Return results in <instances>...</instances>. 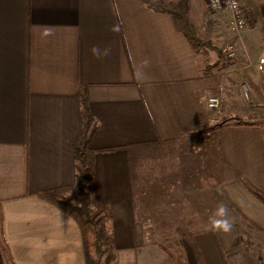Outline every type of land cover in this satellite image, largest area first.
<instances>
[{
    "label": "crops",
    "instance_id": "obj_1",
    "mask_svg": "<svg viewBox=\"0 0 264 264\" xmlns=\"http://www.w3.org/2000/svg\"><path fill=\"white\" fill-rule=\"evenodd\" d=\"M149 1L0 0V264H85L76 219L39 195L74 182L82 91L95 119L90 207L108 218L113 263L133 264L154 246L143 234L150 217L194 232L185 250L197 264L195 250L203 264L252 263L264 250V125L252 110L264 107V0H240L239 32L206 0H163L184 1L221 56L192 49ZM217 93L220 109L257 123L206 130L215 120L205 99ZM155 139L164 154L145 163L132 199L123 146ZM221 204L228 233L211 227Z\"/></svg>",
    "mask_w": 264,
    "mask_h": 264
},
{
    "label": "trees",
    "instance_id": "obj_2",
    "mask_svg": "<svg viewBox=\"0 0 264 264\" xmlns=\"http://www.w3.org/2000/svg\"><path fill=\"white\" fill-rule=\"evenodd\" d=\"M147 5L155 11L169 13L172 16L175 28L185 36L192 49L205 47L216 51L219 56L223 54L220 48L197 35L194 26L187 18V7L184 1L166 2L163 0H156L147 2ZM79 112L82 118V127L77 140L73 143L76 161L74 182L69 185L42 191L39 195L58 208L68 212L76 219L81 231L85 264H101L102 235L97 231L95 225L97 224L96 219L89 209L91 208L90 203L94 176L93 158L96 152L88 147V142L94 129L95 119L89 107L86 91H82L79 95ZM224 124L241 125L256 123L249 121H234ZM216 127L217 126H210L207 127L206 130H211ZM165 147L166 142L158 139L123 146L126 153L129 192L132 199L138 198L143 192L141 182L145 163L151 159L161 157L164 154ZM106 150L109 149H102L100 151ZM250 190L255 196H261L257 190L253 188H250ZM170 234H172V236L178 235L184 238L189 244L193 245L194 232L182 226L173 228ZM107 241L109 247L113 249L112 237H108ZM1 242L2 229L0 219V243ZM148 243H157L176 264H185V261L184 263L181 261L183 252L177 251V254L172 252L164 238H158L157 240L150 239ZM195 252L199 264H203L197 250H195Z\"/></svg>",
    "mask_w": 264,
    "mask_h": 264
},
{
    "label": "rangeland",
    "instance_id": "obj_3",
    "mask_svg": "<svg viewBox=\"0 0 264 264\" xmlns=\"http://www.w3.org/2000/svg\"><path fill=\"white\" fill-rule=\"evenodd\" d=\"M239 91L240 94L242 96V99L244 101V103H247V106L252 108L253 107V99H251L250 94H251V90L247 87V86H242L239 87ZM213 95V94H212ZM206 106V105H205ZM259 108V106L257 107ZM257 108H252L253 110V114L256 118V120L251 119V121H257L258 123H262L264 125V107L257 109ZM231 109H235L234 107L232 108L231 106L228 108H222L220 109V106L217 109H214V126H219L221 124L224 123H228V122H234V121H250L248 118H242L239 117L238 115H232L231 116V111H228ZM252 113V112H251ZM258 114H261L260 116H258ZM252 115V114H251ZM260 117V118H259ZM256 122V123H257ZM213 138V137H212ZM209 164H207V168ZM210 169V168H209ZM91 210V213L94 215L95 219H96V229L97 231L100 232V234L102 235V242H101V264H117V263H113V260L115 258V248L112 245L113 249L109 247L107 238L111 237L110 232L107 229V225L105 227L104 225V220L107 221L108 218L104 217V213L101 212V214L98 215V213L96 212V210H92L91 208H89ZM153 212V211H152ZM156 212V210H155ZM168 218H166L165 220H163V217H150V218H146V222H145V229L146 231L143 233L145 235V238L147 237V241L149 242L150 239H154L157 240L158 238H164L166 240V244L171 248L172 252H174L175 254H177L178 252H183V257L181 258V261L185 264H197L195 261L194 257H190L188 254H186V250H185V239L181 238L178 235L172 236V234H170V231L173 229V227L171 226H167L169 225V222L167 221ZM172 221V218H169ZM164 222L166 224V226L164 225ZM172 224V223H171ZM173 226V225H172ZM166 227V228H164ZM154 246L149 249H146V254L144 253L142 258L136 259L134 261L133 264H176L174 260H172L169 255H167L162 249L161 247L157 244L154 243ZM179 249V250H178ZM148 253V254H147ZM238 257H240L239 255H237ZM243 260V259H242ZM255 261V260H254ZM248 264H252L250 262H247Z\"/></svg>",
    "mask_w": 264,
    "mask_h": 264
},
{
    "label": "built area",
    "instance_id": "obj_4",
    "mask_svg": "<svg viewBox=\"0 0 264 264\" xmlns=\"http://www.w3.org/2000/svg\"><path fill=\"white\" fill-rule=\"evenodd\" d=\"M207 7L212 12H222L228 16L230 30L239 32L246 26L244 16L245 8L240 0H206ZM220 94L209 95L205 99V105L211 109H217L220 105ZM227 264H248L237 255L231 256ZM252 264H264V250H261L256 260Z\"/></svg>",
    "mask_w": 264,
    "mask_h": 264
},
{
    "label": "clouds",
    "instance_id": "obj_5",
    "mask_svg": "<svg viewBox=\"0 0 264 264\" xmlns=\"http://www.w3.org/2000/svg\"><path fill=\"white\" fill-rule=\"evenodd\" d=\"M91 51L94 56L100 58L99 50L96 47H93ZM104 54L106 55L107 52H105ZM144 63L146 64L147 61H145ZM227 217L228 209L223 204L219 205L215 213V217L210 218L212 229L217 232H230L233 228V223Z\"/></svg>",
    "mask_w": 264,
    "mask_h": 264
}]
</instances>
